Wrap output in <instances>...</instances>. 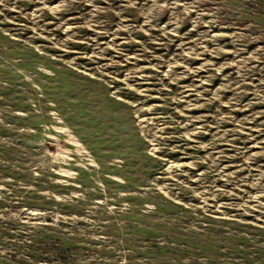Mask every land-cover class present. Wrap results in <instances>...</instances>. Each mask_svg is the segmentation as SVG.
Listing matches in <instances>:
<instances>
[{
  "label": "rangeland",
  "instance_id": "rangeland-1",
  "mask_svg": "<svg viewBox=\"0 0 264 264\" xmlns=\"http://www.w3.org/2000/svg\"><path fill=\"white\" fill-rule=\"evenodd\" d=\"M0 264H264V0H0Z\"/></svg>",
  "mask_w": 264,
  "mask_h": 264
}]
</instances>
